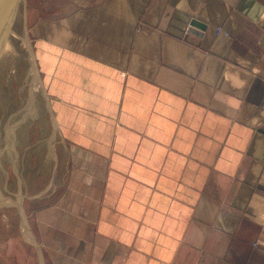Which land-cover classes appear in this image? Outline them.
<instances>
[{
    "label": "crops",
    "instance_id": "0c3cea01",
    "mask_svg": "<svg viewBox=\"0 0 264 264\" xmlns=\"http://www.w3.org/2000/svg\"><path fill=\"white\" fill-rule=\"evenodd\" d=\"M66 9L37 52L45 264H264V0Z\"/></svg>",
    "mask_w": 264,
    "mask_h": 264
},
{
    "label": "rangeland",
    "instance_id": "374dc122",
    "mask_svg": "<svg viewBox=\"0 0 264 264\" xmlns=\"http://www.w3.org/2000/svg\"><path fill=\"white\" fill-rule=\"evenodd\" d=\"M74 1L0 0V17L12 28L14 44L0 59V264L43 263L31 243L36 240L33 190L47 176L52 144L60 148L61 140L47 106L44 59L37 53L45 43L39 30H45L43 38L51 35L46 30L60 23L67 2Z\"/></svg>",
    "mask_w": 264,
    "mask_h": 264
},
{
    "label": "bare ground",
    "instance_id": "6f19581e",
    "mask_svg": "<svg viewBox=\"0 0 264 264\" xmlns=\"http://www.w3.org/2000/svg\"><path fill=\"white\" fill-rule=\"evenodd\" d=\"M9 29L11 30L12 28L0 17V59H3V57L5 58V54L12 52L14 48Z\"/></svg>",
    "mask_w": 264,
    "mask_h": 264
},
{
    "label": "water",
    "instance_id": "95a60500",
    "mask_svg": "<svg viewBox=\"0 0 264 264\" xmlns=\"http://www.w3.org/2000/svg\"><path fill=\"white\" fill-rule=\"evenodd\" d=\"M196 23H194V25H195ZM23 210V209H22ZM34 238V237H33ZM33 241L31 242L34 246H35V248H36V251H37V254H38V256L40 257V259L42 260V264H45L44 263V260H43V255H42V251H41V248H40V245H39V243L35 240V239H32Z\"/></svg>",
    "mask_w": 264,
    "mask_h": 264
}]
</instances>
